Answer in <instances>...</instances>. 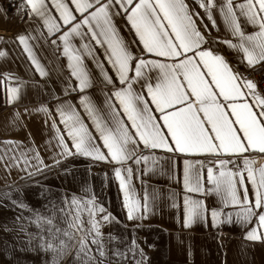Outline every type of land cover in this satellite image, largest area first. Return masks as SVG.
Instances as JSON below:
<instances>
[{"label": "snow or ice", "instance_id": "6c2138e0", "mask_svg": "<svg viewBox=\"0 0 264 264\" xmlns=\"http://www.w3.org/2000/svg\"><path fill=\"white\" fill-rule=\"evenodd\" d=\"M70 3L72 7L67 0H52L50 7L47 0H20L15 5L16 15L28 17L29 24L38 25L15 37L35 71L41 77L48 76L29 44L41 36L54 53L67 58L69 71L62 77L59 92L49 90L38 107L25 108L29 115L33 111L43 113V123L51 133L42 146L48 162L39 147L20 150V143L6 138L0 141L4 145L0 166L6 172L16 169L24 173L23 179L34 180L61 169L67 177L73 166L63 162L70 157L86 158L90 164H111L127 219L142 221L155 207V197L150 202L145 191L141 201L131 183L132 165L138 166L142 161L147 164L150 160L155 163L160 158L151 155V150L157 149L184 157L203 156L204 160L195 162L183 159L184 227L208 222L204 201L188 193H215L224 207L235 210L221 212L213 208L212 226L219 228L224 223L237 222L248 227L255 220L246 239L264 243V88L258 91V84L234 68L218 49V45H227L242 53L240 63L246 67L259 64L264 68V0H198L203 16L185 0ZM52 9L58 13V19ZM213 9L231 38L210 35L205 18L219 31ZM0 13L7 15L3 8ZM121 16L138 38V51L131 48L134 42L126 43L119 35L115 18ZM248 25L252 26L251 31L247 30ZM43 29L47 30L46 35ZM33 32L39 35L33 36ZM96 46L103 49L114 76L104 68ZM4 55L0 52V56ZM87 59L100 69L107 89L102 93L103 106L99 110L90 94H86L94 83L87 71ZM8 75L10 79L11 74ZM5 92L8 103L20 99L18 87L9 84ZM73 94H77L75 100ZM81 109L90 119L95 135L81 116ZM105 109L107 114L101 118L100 112ZM13 113L11 123L19 126L21 114L15 108ZM205 180L210 185L207 189ZM35 186L41 187L43 196L40 182L35 181ZM171 198V206L179 207L175 193ZM11 203L27 207L22 201ZM49 204L67 225L54 248L62 256L75 251L78 264H112L110 255L117 258L115 264H126L129 259L133 264H147V254L135 237L123 251L112 249L109 254L107 243L115 237L110 235L106 241L102 227L119 221L94 195L62 193L59 205L52 200ZM40 219L37 216V223ZM43 219L52 223V218Z\"/></svg>", "mask_w": 264, "mask_h": 264}, {"label": "crops", "instance_id": "0c3cea01", "mask_svg": "<svg viewBox=\"0 0 264 264\" xmlns=\"http://www.w3.org/2000/svg\"><path fill=\"white\" fill-rule=\"evenodd\" d=\"M69 6L72 7L70 0H67ZM190 7H195V10L204 15V10L198 6V0H185ZM219 3V0H214ZM242 0H233V3H239ZM51 7L52 0H47ZM0 8L3 5L0 2ZM5 10V9H4ZM217 19L219 31L211 27L210 22L205 18L204 23L209 25L210 35L218 39L231 38L230 32L227 30L222 19L213 9ZM7 13V12H6ZM52 14L58 19V13L52 9ZM79 15V14H77ZM59 22V21H58ZM115 22L119 31L120 37L131 44L133 51H138L141 47L138 38L126 19L116 17ZM37 24H29V18L23 19L16 15V11L7 13L5 16L0 13V52L6 53L0 56V141L6 138L15 140L21 145L23 150L26 147H39L41 155L47 161V154L43 150V145L49 139L51 133L44 125L43 113L33 111L31 115L25 111V108L38 107L40 102L46 99V93L49 90L59 89L62 85V77L67 76L69 69L67 68V58L61 56L59 52H53L49 44H46L43 36L40 39L30 40L29 44L33 45V50L41 65L48 72V76L41 77L35 71V67L31 65L27 55L23 52V47L19 45L15 37L18 33L27 34L26 30L37 28ZM66 28V26H64ZM247 30L251 31L252 26L248 25ZM44 35L47 30H42ZM33 36L39 35V32H33ZM54 38V36L52 37ZM94 43V42H93ZM219 54L232 64L234 68H238L246 74L248 70L254 68L246 67V64L240 63L242 53L238 54L235 50L229 49L227 45H218ZM98 58L103 61L104 68L109 75L114 76L111 66L107 63L103 55V49L96 46ZM87 71L93 78V87L86 90V94H90L93 105L99 110L103 106V92L107 91L103 84V76L100 74V69L92 62L91 59L86 60ZM11 78L9 79V75ZM118 83V82H117ZM18 87L20 89V99L12 103L6 100L5 89L8 85ZM73 94L72 99L75 100ZM222 99V98H221ZM251 100V97H249ZM154 107V106H153ZM21 114L20 125L11 123V116L14 114L13 109ZM258 112L259 109H256ZM81 116L89 129L93 131L90 119L81 109ZM106 109L100 112L101 118L106 116ZM157 117L159 113H154ZM4 151V145L0 143V153ZM19 150L17 151V155ZM145 154H149L145 151ZM31 155V153H29ZM151 155L159 157L153 163L151 160L145 164L143 161L140 165L133 166V176L131 183L136 190L137 195L143 202L145 191L148 193L150 202L155 197V207L148 217L142 221L128 220L126 210L122 206V195L119 190V182L115 179L114 166L105 162L91 163L83 157H70L64 164L72 165V173L67 177L63 170L59 172H51L46 177L42 176L45 181L53 182L55 173L63 175V183L65 189H87L88 181L90 184L94 182L96 189L112 191V195L106 197L111 198L110 207L115 209L123 222L129 227H135L139 224L142 229H152L163 233L165 236L164 246L167 261L169 264H264V243L259 241L252 242L246 239L248 228L255 226V220L248 227L241 223L233 222L231 224L224 223L219 228H214L211 223V210L216 208L221 212L234 211L231 206L224 207L220 202L219 197L215 193L197 194L188 193L193 198L202 199L205 206L208 208L207 224L196 223L190 228H185L183 224V196L185 190L183 188V159L187 158L190 161L204 160L203 156H188L182 154L167 153L163 150H151ZM2 163V162H0ZM89 168L91 172L89 174ZM139 168V172L136 171ZM145 169H148L145 171ZM206 176V167L204 169ZM24 173L18 172L16 169L11 172H6L5 168L0 166V190L12 188L18 185L24 179ZM40 177V176H36ZM79 181L80 186L72 185ZM248 183V182H246ZM204 187L207 189L210 185L205 180ZM250 188V183H248ZM52 187H48L51 189ZM242 192L243 190L240 189ZM176 194V202L179 207H172L171 194ZM249 198L252 199L251 192ZM258 211V210H257ZM223 218V217H222ZM235 220V217H234Z\"/></svg>", "mask_w": 264, "mask_h": 264}, {"label": "rangeland", "instance_id": "374dc122", "mask_svg": "<svg viewBox=\"0 0 264 264\" xmlns=\"http://www.w3.org/2000/svg\"><path fill=\"white\" fill-rule=\"evenodd\" d=\"M43 177H35L34 180L24 179L12 188L0 190V264H78L74 259L75 251L67 256H62L54 248L62 237V230L66 229V222L60 218V213L55 214L51 210L49 200L55 201L59 205V197L62 193L76 194L77 196H95L97 202L111 212L119 223H106L102 227L105 240L111 235L115 239L107 243L109 254L112 249L123 251L130 246L135 237L136 243L147 254V264H169L165 252V236L159 231L152 229H142L129 227L122 221L115 209L109 203L112 191L96 189V184L88 181L87 189H65L63 175L55 173L53 182H41ZM35 181H39L43 186L44 195L41 196V187L35 186ZM72 185L80 186L79 181ZM48 187H52L48 191ZM11 200L22 201L26 208L13 205ZM37 216L41 217L37 223ZM44 217L52 218L49 224ZM61 230V231H57ZM51 244L52 247H47ZM152 245L153 247H149ZM130 255V254H129ZM116 257L110 255L112 264H115ZM126 264H133L131 259Z\"/></svg>", "mask_w": 264, "mask_h": 264}, {"label": "built area", "instance_id": "2783aa9c", "mask_svg": "<svg viewBox=\"0 0 264 264\" xmlns=\"http://www.w3.org/2000/svg\"><path fill=\"white\" fill-rule=\"evenodd\" d=\"M0 2L5 11L10 14L16 11L15 5H18L20 0H0ZM245 75L258 84V91L260 88H264V68H262L261 65L248 70Z\"/></svg>", "mask_w": 264, "mask_h": 264}]
</instances>
